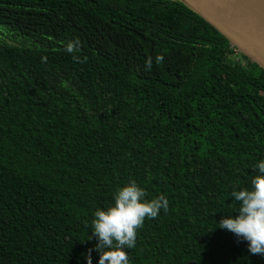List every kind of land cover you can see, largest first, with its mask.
Wrapping results in <instances>:
<instances>
[{"label": "trees", "instance_id": "trees-1", "mask_svg": "<svg viewBox=\"0 0 264 264\" xmlns=\"http://www.w3.org/2000/svg\"><path fill=\"white\" fill-rule=\"evenodd\" d=\"M261 157L264 70L181 0H0V264H84L129 180L130 264H264L217 228Z\"/></svg>", "mask_w": 264, "mask_h": 264}, {"label": "clouds", "instance_id": "clouds-1", "mask_svg": "<svg viewBox=\"0 0 264 264\" xmlns=\"http://www.w3.org/2000/svg\"><path fill=\"white\" fill-rule=\"evenodd\" d=\"M79 46V40H69L64 50L73 53ZM253 168L255 174L249 186L233 188L230 193L237 202L236 215H221L217 228L245 241L249 253L264 255V157L257 160ZM160 210H168V200L163 195L145 199V190L134 180L117 187L111 203L96 207L86 225L90 231L85 241L94 239L95 244L82 253L84 264H92L93 252L98 257L96 264H130L124 249L134 247L136 229L146 217L155 218Z\"/></svg>", "mask_w": 264, "mask_h": 264}, {"label": "water", "instance_id": "water-1", "mask_svg": "<svg viewBox=\"0 0 264 264\" xmlns=\"http://www.w3.org/2000/svg\"><path fill=\"white\" fill-rule=\"evenodd\" d=\"M264 70V0H181Z\"/></svg>", "mask_w": 264, "mask_h": 264}]
</instances>
